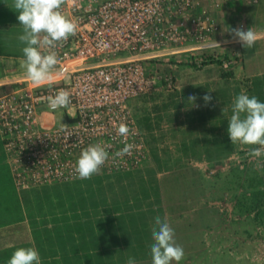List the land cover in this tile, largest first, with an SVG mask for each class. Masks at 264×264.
Listing matches in <instances>:
<instances>
[{
  "label": "crops",
  "instance_id": "crops-1",
  "mask_svg": "<svg viewBox=\"0 0 264 264\" xmlns=\"http://www.w3.org/2000/svg\"><path fill=\"white\" fill-rule=\"evenodd\" d=\"M13 3L14 0H0V94L12 90L17 78L26 76L20 68L25 45L18 40L23 29ZM247 5L254 7L247 11ZM232 11L242 14L236 28L245 31L252 28L259 35L251 48L237 42L238 69L245 77L263 75L264 0L226 1L213 9V14L220 26L226 27V17ZM224 63L205 61L199 68L189 63L181 70L169 63L175 67L173 98H168L172 91L158 82L153 92L128 100L146 147L144 160L131 171L114 172L105 179L101 176L79 179L74 182L75 188L68 190L53 189L52 184L17 190L0 140V264H7L15 250L5 247L9 242L16 247H35L40 264H127L130 256L136 264H152L151 228L157 216L169 220L177 243L184 248L185 256L179 264H246L233 252L231 241L220 239L224 236L218 225L222 212L208 184L215 164L204 156L205 152L195 157L207 135L200 130L195 135L197 143L193 140L187 143L191 137L179 135V129L187 131L188 125L196 121L204 123L209 118V114L195 112L201 105L198 100L189 103L187 98L190 94L201 97L211 89L217 90L220 97ZM26 83L32 84L30 80ZM48 116L56 123L65 120L64 113L58 111ZM194 128L196 123L192 127L196 133ZM179 146L189 147L183 152L185 166L160 165L157 169L163 156L168 162L177 159ZM193 176L199 180L201 191L173 195L176 185L184 183L181 177ZM213 176L217 180L214 172ZM166 186L170 187L168 192Z\"/></svg>",
  "mask_w": 264,
  "mask_h": 264
},
{
  "label": "built area",
  "instance_id": "built-area-1",
  "mask_svg": "<svg viewBox=\"0 0 264 264\" xmlns=\"http://www.w3.org/2000/svg\"><path fill=\"white\" fill-rule=\"evenodd\" d=\"M226 1L66 0L62 10L79 27L57 49L53 83H26L23 76L0 94V140L17 190L78 179L77 158L98 141L109 146L100 170L137 168L146 147L128 100L159 81L174 88L171 74L148 72L146 65L178 51L219 47L213 9ZM61 89L71 92V104L52 110L49 97ZM57 111L65 115L62 123L48 116ZM122 122L131 129L127 137L118 134ZM125 142L135 145L131 153L113 158Z\"/></svg>",
  "mask_w": 264,
  "mask_h": 264
},
{
  "label": "rangeland",
  "instance_id": "rangeland-1",
  "mask_svg": "<svg viewBox=\"0 0 264 264\" xmlns=\"http://www.w3.org/2000/svg\"><path fill=\"white\" fill-rule=\"evenodd\" d=\"M251 2L255 3L253 0H251ZM247 7L248 8L245 9L248 11L252 9L254 5H247ZM245 14L246 13H243V16H246ZM241 16L242 14L239 12L237 15V13L232 11L231 15L226 17V27L220 26L219 24L220 29L215 35V38L223 43L219 47H215L212 50H205V56L199 58L198 54L203 52L201 50L181 51L182 53L178 52V54H171L161 57V59L156 63V66L149 65V68H147V64L146 69L148 72L155 73L156 71H163L162 74H165L172 73V68H175L173 66H169V63L170 65L176 64V67L178 66V69L180 70L184 69L183 66H186L187 64L189 65V63L195 64L196 68L201 67L200 63L205 61H225L228 64L227 69L224 68L223 72L231 70L232 74L223 78L220 76V88L223 91H220V97L217 96V90L211 91V89L209 91V94L212 96V98H218V100L215 102L211 100L207 106H205L203 96L206 93L201 97H197L196 99L201 105L195 112L209 114V118L205 119L206 121L204 123L197 121L195 122L197 128H194V130H196V133L195 131H192V127L195 126V123H193L191 126L188 125L187 131L179 129V135H182L184 138L191 137L189 140H187V143L190 140H193L197 143L198 140H195V135L200 130H204L202 133L207 136L202 145L203 147L199 148L195 154V157L196 155L197 157H201L205 152L204 156L209 157V161L212 162V164H215V168L212 169L213 171L209 170L212 174L209 173L210 179L208 184L211 189V194L217 197V205L222 212L220 213L218 225L221 226V234H223L225 237L220 236V239L225 238L227 241H231L233 244L232 246H234L233 252H235L236 255H240L246 264H264V205L260 206L262 212L257 218L254 217L253 211L251 213H246L236 206V199L238 196H241V194L249 193L256 189H264V156L259 158L254 157L250 155L252 149H250L249 146L243 145L239 142L232 144L230 137H227L229 134L225 123L226 121L228 122L230 120L232 115V104L235 97L242 91L251 97V93L248 91V89H250V77H245V75L243 76L241 71L238 69V65L240 63V55L237 46L238 38L234 37L233 33L231 32V29L239 26L240 22L242 21ZM183 76L186 77L187 73H185ZM174 95L175 92L172 90L171 94L168 95V98H173ZM194 105L195 104H192V106ZM203 126H205V128ZM208 129L211 132L209 134H207ZM213 129L216 130L215 133L213 132ZM222 133L224 134L223 137ZM216 139H219L217 144ZM228 144L229 148L227 149ZM188 149V146L177 147V155L175 157L177 159L172 162H168L163 156L160 163L158 164L157 169L160 167V165H176V167H184V157L186 156L183 155V152L187 151ZM257 165H259V167H257ZM213 172L216 175L217 180L212 179L214 177ZM112 173H114V171L106 172L100 170L92 177L101 176L102 179H105V176L108 174L111 176L110 174ZM77 180H79V178L69 182L53 183L50 186H52L53 189H56L57 187H63L67 188L68 190L71 189V187L75 188L74 182ZM181 180L184 183L181 185H176L175 188L177 190L174 191L173 195H189L201 191L199 180L194 176L189 179L181 177ZM187 182H189V184ZM189 186H191V189H189ZM166 188V192H168L170 187L166 186ZM165 195L168 194L165 193ZM240 243H242L241 247H239Z\"/></svg>",
  "mask_w": 264,
  "mask_h": 264
},
{
  "label": "clouds",
  "instance_id": "clouds-1",
  "mask_svg": "<svg viewBox=\"0 0 264 264\" xmlns=\"http://www.w3.org/2000/svg\"><path fill=\"white\" fill-rule=\"evenodd\" d=\"M65 3L66 0H14L13 9L19 13L17 19L23 29L18 40L25 45L22 48L24 58L20 60V68L24 70L27 79L35 85L53 83L55 70L60 62L57 49L78 31V21L68 17L62 10ZM231 32L245 48H251L259 38L258 33L252 28L247 31L234 28ZM204 52L198 54L201 55L199 58L206 55ZM224 68L227 69V64ZM158 72L162 74L163 71ZM159 82L166 89L163 81ZM173 84L172 90L175 89L174 77ZM187 99L189 103H194L197 97L190 94ZM212 99L211 95L205 94L203 96L205 106ZM70 104L71 92L67 89L59 90L48 100V106L52 110L67 108ZM68 115L74 117L72 113ZM117 131L121 137H127L131 129L122 122L118 125ZM227 131L232 144L239 142L258 145L259 147L251 150L250 155L257 158L264 156V102L242 91L233 101ZM108 147L105 142L98 141L83 149L76 161L77 178L90 179L97 174L109 159ZM134 147V144L125 142L124 147L117 151L113 158L130 154ZM151 237L153 240L150 245L152 264H172L173 261L179 264L184 258V248L177 243L175 229L167 218L155 217ZM5 247L15 249L7 264H40L41 257L35 247H16L12 242L7 243ZM127 264H136L135 258L130 256Z\"/></svg>",
  "mask_w": 264,
  "mask_h": 264
},
{
  "label": "trees",
  "instance_id": "trees-1",
  "mask_svg": "<svg viewBox=\"0 0 264 264\" xmlns=\"http://www.w3.org/2000/svg\"><path fill=\"white\" fill-rule=\"evenodd\" d=\"M221 63V62H220ZM232 74V71H224L222 73L223 77L229 76ZM250 89L248 91L251 93V96H256L261 102H264V75L254 76L250 78ZM247 85V83H246ZM224 121V120H223ZM226 127L228 128V122L226 121ZM229 137V136H227ZM247 145V144H243ZM250 149L255 148L258 145H247ZM229 144L227 145V149ZM261 205H264V189H256L249 193H243L241 196H238L236 199V206L243 210L246 213L254 212V217H259L262 210Z\"/></svg>",
  "mask_w": 264,
  "mask_h": 264
}]
</instances>
